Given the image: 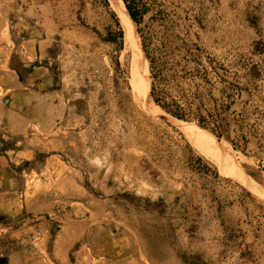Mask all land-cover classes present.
I'll use <instances>...</instances> for the list:
<instances>
[{
  "label": "rangeland",
  "instance_id": "obj_1",
  "mask_svg": "<svg viewBox=\"0 0 264 264\" xmlns=\"http://www.w3.org/2000/svg\"><path fill=\"white\" fill-rule=\"evenodd\" d=\"M126 1L0 0V264H264V0Z\"/></svg>",
  "mask_w": 264,
  "mask_h": 264
},
{
  "label": "bare ground",
  "instance_id": "obj_2",
  "mask_svg": "<svg viewBox=\"0 0 264 264\" xmlns=\"http://www.w3.org/2000/svg\"><path fill=\"white\" fill-rule=\"evenodd\" d=\"M109 2L111 4L112 9L115 11V13L117 14V16L120 18L119 20H121L122 23H123V27H124V31H125V40H126V42L130 46H132V50H135L134 39H133V34L134 33H133L132 29H131V23H130L128 17H127V13H126V11L124 9L125 6H123L121 0H109ZM139 79H140V77H139ZM135 82H136V80H135ZM198 144H200V142Z\"/></svg>",
  "mask_w": 264,
  "mask_h": 264
},
{
  "label": "trees",
  "instance_id": "obj_3",
  "mask_svg": "<svg viewBox=\"0 0 264 264\" xmlns=\"http://www.w3.org/2000/svg\"><path fill=\"white\" fill-rule=\"evenodd\" d=\"M123 2H124V4L126 5V9H127V11H128V14H129V16H130V18L135 22V23H138L137 21H136V19H135V17H134V15L132 14V12H131V10H130V7L127 5V1L126 0H122ZM152 79H153V82L156 80V75H153L152 77H151ZM154 84V83H153ZM150 94H152V90H150ZM155 101V103H157V101L156 100H154Z\"/></svg>",
  "mask_w": 264,
  "mask_h": 264
}]
</instances>
